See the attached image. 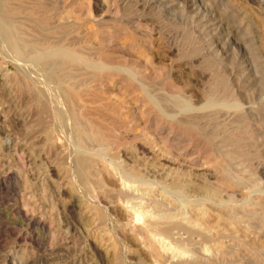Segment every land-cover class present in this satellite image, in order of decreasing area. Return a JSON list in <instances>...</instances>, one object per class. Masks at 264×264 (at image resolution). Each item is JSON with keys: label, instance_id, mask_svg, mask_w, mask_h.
<instances>
[{"label": "rangeland", "instance_id": "obj_1", "mask_svg": "<svg viewBox=\"0 0 264 264\" xmlns=\"http://www.w3.org/2000/svg\"><path fill=\"white\" fill-rule=\"evenodd\" d=\"M1 4L0 264H264V0Z\"/></svg>", "mask_w": 264, "mask_h": 264}, {"label": "bare ground", "instance_id": "obj_2", "mask_svg": "<svg viewBox=\"0 0 264 264\" xmlns=\"http://www.w3.org/2000/svg\"><path fill=\"white\" fill-rule=\"evenodd\" d=\"M7 6V5H6ZM6 6L4 5H0V34L2 35L3 39H4V43H6V46L16 55V56H21L22 54H24L25 50L24 48L22 49L21 47V39L20 36L18 35V33L16 32L17 30V25L15 26L14 19L13 17L15 16L14 12H11L8 8H6ZM9 10V11H8ZM14 13V14H13ZM19 16V15H18ZM15 18V17H14ZM20 25V24H19ZM22 25H20L21 27ZM40 27V26H39ZM19 29V28H18ZM42 29V28H41ZM46 31V30H45ZM46 34V33H45ZM22 37V36H21ZM26 38V37H25ZM44 39V37H43ZM26 41V39H25ZM23 45V44H22ZM4 47V46H3ZM30 52V51H29ZM29 52L27 53V55L29 54ZM35 52V51H34ZM37 53V52H36ZM39 53H41L39 55ZM39 53H37L35 56V59L38 60H43L45 58L44 54L39 51ZM14 55V56H15ZM26 55V54H25ZM24 55V56H25ZM49 55L51 56H57V59L54 60L55 63H61V62H65L67 60H70L73 58V54L71 52H68L66 49H62L59 48L53 52H51ZM31 56V54H30ZM22 57V56H21ZM20 57V58H21ZM27 57V56H26ZM19 58V59H20ZM29 59V58H28ZM32 59V57L30 58V60ZM33 60V59H32ZM23 62V61H21ZM38 62V61H37ZM40 63V62H38ZM90 66V65H89ZM27 76V75H26ZM30 77V76H29ZM178 103V102H177ZM179 105H181L180 103H178ZM238 104V103H237ZM235 107V106H234ZM236 110V109H235ZM240 113V112H239ZM243 115V114H241ZM237 121V118L235 119ZM203 123V122H202ZM242 123V122H241ZM190 126L192 128H197L198 124L197 121L193 120L190 123ZM235 126V125H234ZM238 127V124H237ZM229 128V127H228ZM200 129V128H199ZM247 131V130H246ZM236 133V132H235ZM245 133V132H244ZM207 135V134H206ZM219 135V134H218ZM227 135V134H226ZM211 136V135H210ZM228 136V135H227ZM247 136V135H246ZM206 137V136H205ZM208 137V136H207ZM209 139L212 141V138L209 137ZM225 140V139H224ZM229 140V139H228ZM217 141V140H216ZM231 141V139H230ZM210 142V141H209ZM253 142V141H252ZM246 144V143H245ZM219 145V144H218ZM246 146V145H245ZM215 147V146H214ZM240 147V146H239ZM232 151V150H230ZM236 152V150H235ZM227 153V152H226ZM243 154V153H242ZM248 154V153H247ZM236 156V155H235ZM229 158V157H228ZM147 214V213H146ZM148 216V215H147ZM166 225V224H165ZM168 225V224H167ZM149 226V225H148ZM150 230V229H149ZM166 231V230H165ZM262 253V252H261ZM263 254V253H262Z\"/></svg>", "mask_w": 264, "mask_h": 264}]
</instances>
